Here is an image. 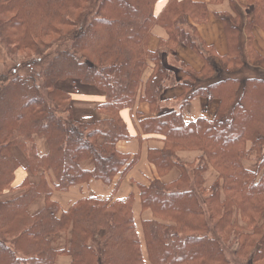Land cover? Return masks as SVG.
<instances>
[{
	"label": "trees",
	"instance_id": "1",
	"mask_svg": "<svg viewBox=\"0 0 264 264\" xmlns=\"http://www.w3.org/2000/svg\"><path fill=\"white\" fill-rule=\"evenodd\" d=\"M157 1L0 0L1 41L10 55H25L33 73L0 74V264H55L62 253L70 254L71 264H236L226 258L223 241L236 243L238 258L264 264V70L242 75L249 66L240 52L214 55L218 63L205 55L204 69L192 71L174 51L185 45L208 53L194 24L208 18L207 5L168 0L156 15ZM231 7L237 18H247V31L253 25L264 30V0H231ZM218 15L232 45L240 39L237 18ZM156 25L168 37L151 49ZM177 71L184 74L180 81ZM68 79L102 89L100 110L109 118L76 121L71 96L57 83ZM176 83L185 88L182 104L163 111V94ZM198 95L219 99L217 113L186 122L181 108ZM138 97L157 113L142 121L143 130L164 135V147L151 150L149 161L161 177L173 168L179 176L139 186L141 210L150 211L140 231L133 194L86 197L62 211L55 190L91 179L110 184L136 163L138 157L130 161L118 143L131 137L120 111ZM40 136L48 146L44 154ZM183 150L201 154L183 162L177 155ZM86 161L94 162L93 170ZM23 163L37 181L14 187ZM211 167L218 175L207 185ZM46 172L56 180L48 183ZM40 197L45 204L32 213ZM67 230V248L56 249L53 237Z\"/></svg>",
	"mask_w": 264,
	"mask_h": 264
},
{
	"label": "crops",
	"instance_id": "2",
	"mask_svg": "<svg viewBox=\"0 0 264 264\" xmlns=\"http://www.w3.org/2000/svg\"><path fill=\"white\" fill-rule=\"evenodd\" d=\"M204 2L208 9V18L205 21L194 22L199 35L200 44H205L209 48L208 53L201 54L195 49H191L185 45H178L174 51L177 60L185 64L194 72H201L205 67L204 56L208 55L215 63H218L216 56H227L229 54L237 55L240 52L244 59L248 72L242 75L253 76L256 72L253 70L260 67L258 70H264V59L258 58L261 55L264 58V30L258 25H253L249 31L245 29L247 18H237L236 12L231 7V0H193ZM168 0H158L155 3L154 11L156 15L161 14L164 10ZM218 14H230L239 26L237 35L240 39L231 45L226 32V25L224 20ZM192 21V20H191ZM193 22V21H192ZM242 28V29H241ZM152 38L149 41V48H156L159 39H166L168 37L165 29L156 25L152 31ZM254 54V55H253ZM167 60V58H165ZM171 60V57L168 58ZM174 60V59H173ZM214 63V64H215ZM153 67L154 64L150 63ZM239 66H228L223 70V74L235 71ZM176 69V68H175ZM222 70V69H221ZM257 70V69H256ZM220 70H217L219 72ZM150 73V71L148 72ZM177 79H182L183 73L177 71ZM58 87L67 91L70 94V104L72 108L73 118L82 123H95L98 120L109 118L106 112L100 110V106L106 102L105 92L92 84H82V82L72 79L60 81ZM185 93V88L180 83L167 88L163 94V111L167 106H174L176 109L180 108L182 97ZM220 105L219 99L209 98L198 95L188 100L184 107L181 108L183 119L186 122L195 121L199 118H213L215 117L218 107ZM121 117L127 125L130 138L119 141L118 149L123 153L131 155L130 161L137 156V161L126 174H118L113 182L110 184L104 183L101 180L91 179L83 184L71 186L66 191L55 190L53 199L57 200L62 211L67 209L72 203L82 198L95 197L100 199H125L133 194L135 197L134 215L135 220L140 231L142 219L150 215V211L141 210L140 205V189L139 186L149 184L153 179H161L164 181H172L176 179L180 172L177 168L171 169L166 175H161L157 167L148 159L149 152L154 149H161L165 145L164 135L156 133L155 130L144 131L142 121L144 119H151L157 115L150 110L147 103H143L137 98L133 107L124 108L120 111ZM37 146L39 151L44 154L47 152L48 146L43 136L37 137ZM15 153L21 157L20 151L15 149ZM200 151H179L178 157L183 162H193L199 155ZM89 170L94 169L93 161H86L83 163ZM30 170L23 165L17 170L13 186L20 185L25 179L33 178L37 181L36 176H31ZM48 183L54 182L55 175L52 172H46ZM217 174L213 169L207 171L205 175L206 184L211 185L215 180ZM1 197V196H0ZM45 204V198H38L30 207L31 212L39 211ZM69 234L68 230L55 234L53 237V245L58 250H63L68 246ZM72 257L70 254L62 253L56 258L55 264H71Z\"/></svg>",
	"mask_w": 264,
	"mask_h": 264
},
{
	"label": "rangeland",
	"instance_id": "3",
	"mask_svg": "<svg viewBox=\"0 0 264 264\" xmlns=\"http://www.w3.org/2000/svg\"><path fill=\"white\" fill-rule=\"evenodd\" d=\"M1 40L2 39L0 37V74H4V75L9 76V77H11L13 74H15V72L16 73H22L23 75H27V73L33 74L30 71L29 72L27 71L29 69H27L24 65L25 63H23V62H26V60L22 58L25 55H23V56L19 55V54L10 55L8 50H7V47L2 43ZM51 50H54V48H52ZM41 65L39 66V70H41ZM178 72H180V71H178ZM180 73H183V72H180ZM177 80L180 81L181 79L180 80L177 79ZM57 83H59V82H57ZM82 84H85V83H82ZM176 84H178V83H176ZM86 85H88V84H86ZM181 104H182V102H181ZM181 104H180V106H181ZM163 109H164V107H163ZM171 109H176V107H174V106H167L166 107V110H171ZM178 109H176V110H178ZM249 165H251V164H249ZM210 169H213L216 172V174L218 175V172L214 168L211 167ZM238 224L240 226H245V223L242 221L240 216H239ZM222 246H223L226 258L228 260H230L231 262L236 263V264H257V263L251 262L250 259L248 260V257L238 258L237 254H236V250H237L238 246L236 245V243L232 244L230 242L227 243V242L223 241ZM143 250H144L145 257H147V252H146L145 246H143Z\"/></svg>",
	"mask_w": 264,
	"mask_h": 264
}]
</instances>
